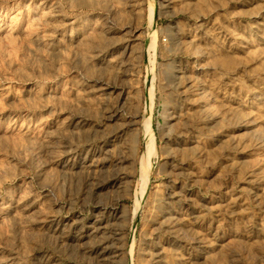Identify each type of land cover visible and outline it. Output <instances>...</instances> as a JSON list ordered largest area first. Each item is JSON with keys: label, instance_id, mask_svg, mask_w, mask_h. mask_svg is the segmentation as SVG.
I'll use <instances>...</instances> for the list:
<instances>
[{"label": "rangeland", "instance_id": "374dc122", "mask_svg": "<svg viewBox=\"0 0 264 264\" xmlns=\"http://www.w3.org/2000/svg\"><path fill=\"white\" fill-rule=\"evenodd\" d=\"M0 264H264V0H0Z\"/></svg>", "mask_w": 264, "mask_h": 264}, {"label": "bare ground", "instance_id": "6f19581e", "mask_svg": "<svg viewBox=\"0 0 264 264\" xmlns=\"http://www.w3.org/2000/svg\"><path fill=\"white\" fill-rule=\"evenodd\" d=\"M150 18H151V16H150ZM150 19L148 18V22H150L149 21ZM148 123V122H147ZM143 131H144V135L147 137V139H146V142H145V144H144V154H145V164L143 163V165L141 164V166H140V168L138 169V187H137V192H136V196H137V200L138 199H140L141 197H142V195H143V193H144V189H145V186H146V182H147V171H146V168L148 167V161H149V157L153 154L152 152H153V136L149 133V126H148V124H144V126H143ZM116 184V183H115ZM119 187V186H118ZM134 196V195H133ZM133 203H135V202H133ZM138 205V204H137ZM113 206V205H112ZM140 206V205H139ZM109 207V206H108ZM114 207V206H113ZM113 209V208H112ZM104 210V209H103ZM138 211V210H137ZM106 212H107V210H106ZM114 212V211H113ZM135 212H136V205H135V210L133 211V213H132V217H130V218H134V216H135ZM108 216V215H107ZM115 217H117V216H115ZM118 218V217H117ZM130 218H129V220H130ZM115 219V218H114ZM97 223H98V221H97ZM107 223V222H106ZM105 223V224H106ZM105 224H104V226H105ZM109 225V224H108ZM98 227V226H97ZM96 227V228H97ZM106 227V226H105ZM95 228V229H96ZM108 228V227H107ZM106 228V229H107ZM97 229H99V228H97ZM101 230H105L104 228L103 229H101ZM107 232V231H106ZM111 232V231H110ZM115 232H116V230H115ZM103 233V232H102ZM109 233V230H108V232H107V234ZM104 235V234H103ZM101 239H103V237L101 238ZM99 248V247H98ZM104 249V248H103ZM101 252H103L102 250H101ZM101 254V253H100ZM99 256V255H98ZM102 256V255H101Z\"/></svg>", "mask_w": 264, "mask_h": 264}]
</instances>
